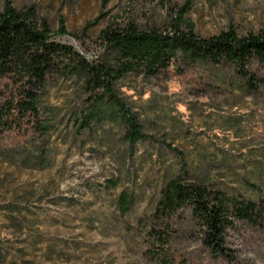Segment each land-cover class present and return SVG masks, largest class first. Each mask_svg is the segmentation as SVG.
<instances>
[{
    "label": "rangeland",
    "instance_id": "obj_1",
    "mask_svg": "<svg viewBox=\"0 0 264 264\" xmlns=\"http://www.w3.org/2000/svg\"><path fill=\"white\" fill-rule=\"evenodd\" d=\"M7 2L34 7L89 61L104 53L99 34L111 23L172 33L184 12L199 37L264 27V0H0V12ZM252 72L257 90L226 62L177 52L156 74H126L114 90L141 124L134 143L116 107L88 105L79 76L49 77L44 127L25 119L0 130V264H264V213L230 216L225 256L205 245L188 201L160 203L171 180L223 194L229 210L264 199V66Z\"/></svg>",
    "mask_w": 264,
    "mask_h": 264
},
{
    "label": "trees",
    "instance_id": "obj_2",
    "mask_svg": "<svg viewBox=\"0 0 264 264\" xmlns=\"http://www.w3.org/2000/svg\"><path fill=\"white\" fill-rule=\"evenodd\" d=\"M183 15L181 12L174 17L172 33L139 28L133 23L123 26L111 23L99 34L105 45L104 53L97 60L89 61L72 46L56 41L34 7L17 10L5 3L0 12V81L9 83L4 88L0 85V130L20 128L25 119L33 121L36 127H44L38 111L47 79L70 74L80 77L89 106L106 101L116 107L127 125L125 137L134 143L145 137L141 124L116 94L114 86L128 73H158L177 52L192 62H226L244 79L248 89L257 90L252 65L264 66V27L241 36L228 30L205 38L194 33ZM183 24L187 30H182ZM56 33H66L62 21ZM129 201L124 194L120 196L121 211L127 209ZM186 201L204 227L205 245L211 252L225 256H230L224 246L230 216L256 219L264 213V199L259 204L234 201L229 210L223 194L215 193L209 198L203 187L169 181L160 203L167 208Z\"/></svg>",
    "mask_w": 264,
    "mask_h": 264
}]
</instances>
